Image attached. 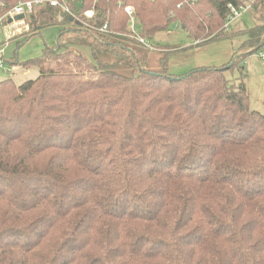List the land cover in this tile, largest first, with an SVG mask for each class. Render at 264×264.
<instances>
[{
  "label": "trees",
  "instance_id": "1",
  "mask_svg": "<svg viewBox=\"0 0 264 264\" xmlns=\"http://www.w3.org/2000/svg\"><path fill=\"white\" fill-rule=\"evenodd\" d=\"M230 3H47L5 40L39 73L0 80V264H264V113L226 75L264 50V0L238 31ZM177 24L197 46L244 39L222 66L172 74L166 51L150 67ZM53 25L57 44L21 61Z\"/></svg>",
  "mask_w": 264,
  "mask_h": 264
},
{
  "label": "rangeland",
  "instance_id": "2",
  "mask_svg": "<svg viewBox=\"0 0 264 264\" xmlns=\"http://www.w3.org/2000/svg\"><path fill=\"white\" fill-rule=\"evenodd\" d=\"M29 20V19H28ZM255 24V20L249 11L244 12L237 20H235L231 28L238 31ZM138 23L133 21L132 29L138 30ZM59 26L46 27L41 35L33 36L23 46L18 48L19 59L26 60L41 55L45 44L54 46L57 44ZM19 31V30H18ZM17 32V31H16ZM0 33V80L11 76L16 82L20 83L28 78L36 77L39 73L37 67L23 68L21 66H13L8 59L13 57L17 48V41L11 40ZM244 36L234 35L228 39L214 41L203 46L194 44V40L188 36V33L181 25H173L169 31L157 33L153 39H150L147 57L150 59V67H159L158 60L166 51H171L169 57V72L176 75H183L197 67H217L229 63L238 47L243 41ZM171 45L163 48L158 45ZM155 46V47H154ZM86 53L92 58L89 47H75ZM16 52V53H17ZM264 50L252 53L245 58L242 63V69L234 66L226 72V75L232 82L244 81L247 86L250 105L253 109H257L264 113V59L262 55ZM239 55V54H238Z\"/></svg>",
  "mask_w": 264,
  "mask_h": 264
},
{
  "label": "built area",
  "instance_id": "3",
  "mask_svg": "<svg viewBox=\"0 0 264 264\" xmlns=\"http://www.w3.org/2000/svg\"><path fill=\"white\" fill-rule=\"evenodd\" d=\"M67 1L68 0H19L14 6L8 8L5 2L0 0V33L6 38H11L16 31L19 32L27 26L28 17H30L37 8L47 3L54 6H61L65 11L70 12ZM243 1L244 4L240 7H237L232 3L229 4L230 15L225 23L228 28H230L232 23L244 12L249 11L253 3L257 0ZM126 10L130 14L133 12L132 7H127ZM93 13V10L88 11L89 15H93ZM142 41L144 42V40ZM262 58L264 59V54L262 55Z\"/></svg>",
  "mask_w": 264,
  "mask_h": 264
}]
</instances>
